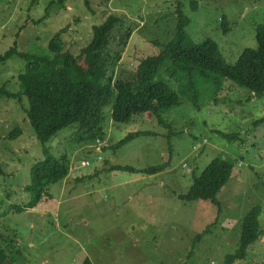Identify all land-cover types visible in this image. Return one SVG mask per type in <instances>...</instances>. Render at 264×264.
<instances>
[{
    "label": "rangeland",
    "instance_id": "rangeland-1",
    "mask_svg": "<svg viewBox=\"0 0 264 264\" xmlns=\"http://www.w3.org/2000/svg\"><path fill=\"white\" fill-rule=\"evenodd\" d=\"M53 1L0 0V55L16 46L31 55L52 56L49 42L65 27L64 48L78 55L91 41L93 26L117 14L122 28L132 31L116 69L117 76H128L142 58L177 38L179 8L189 20L183 44L210 38L219 44L223 60L234 64L246 48L258 47L256 29L264 25V0H89V6L85 0ZM222 19L229 30H223ZM26 65L17 55L0 61V87L21 91L18 75ZM177 78L171 80L166 67L153 78L168 82L181 98L180 105L163 112L165 125L150 113L114 122L113 101L106 105L101 146L78 141L77 124L41 144L26 115L28 98L0 97L4 264H82L86 258L92 264H227L226 257L238 248L243 218L254 207L260 210L263 234L243 260L232 264H264V95L198 73ZM15 128L23 134L8 138ZM135 132L154 135L116 148ZM61 155L67 156L70 172L47 188L50 198L44 195L33 208L14 211L36 195L25 189L34 164ZM217 157L236 161L217 195L220 208L210 201L181 200L179 195ZM166 162L168 168L154 175L112 169Z\"/></svg>",
    "mask_w": 264,
    "mask_h": 264
},
{
    "label": "trees",
    "instance_id": "trees-1",
    "mask_svg": "<svg viewBox=\"0 0 264 264\" xmlns=\"http://www.w3.org/2000/svg\"><path fill=\"white\" fill-rule=\"evenodd\" d=\"M62 1L64 0H60ZM85 4L89 6V0H85ZM176 13L177 38L164 45L158 54L142 58L128 76H117L116 69L132 31L122 28L117 14H110L103 23L93 26L91 41L78 55L64 48L63 33L68 27L61 29L50 40L49 50L52 56L31 55L13 46L0 55V61L14 55L26 60V69L18 75L22 90L11 92L3 85L0 87V97L18 102H21L22 96L28 98L26 115L39 142L46 144L58 132L74 124L78 126V141L90 140L97 143L98 140H105L102 126L104 107L111 101L114 122L126 123L136 114L150 113L160 124L165 125L163 112L180 105L181 98L168 82L153 80L164 67L171 80L175 77L179 81L177 76L181 74L185 78L186 75L198 73L202 78L215 80L219 84L222 80H230L249 90L253 96L264 95V25L256 29L258 47L246 48L234 64H228L223 60L219 44L210 38L200 44H183L189 20L179 8ZM222 22L223 30H229L228 22L225 19ZM22 134L21 128H15L8 138H17ZM149 135L154 133H131L115 146L119 148L134 138ZM223 135L231 138L230 135ZM236 136L238 135L233 136L234 139ZM169 163L145 169L131 166H115L112 169L154 175L166 170ZM235 164L234 158L213 159L200 176L194 178L188 192L179 195V198L185 202L210 201L220 208L217 195L228 182ZM69 172L70 162L66 155L48 156L34 164L31 183L25 189L36 191V195L30 203L17 205L13 210L21 212L33 208L44 195L50 198L47 188L64 180ZM4 173L0 164V175ZM259 215V208L254 207L243 218L238 248L234 254L226 257L227 264L243 260L248 248L263 234L258 221ZM208 231L209 227L203 234ZM202 236L200 234L197 239ZM5 260L4 250L0 249V264H4ZM82 264L92 262L86 258Z\"/></svg>",
    "mask_w": 264,
    "mask_h": 264
},
{
    "label": "built area",
    "instance_id": "built-area-1",
    "mask_svg": "<svg viewBox=\"0 0 264 264\" xmlns=\"http://www.w3.org/2000/svg\"><path fill=\"white\" fill-rule=\"evenodd\" d=\"M104 140H102V141H97V145L98 146H101L102 145V143L104 144V142H103ZM83 164H85V165H88V164H90L88 161H85V162H83Z\"/></svg>",
    "mask_w": 264,
    "mask_h": 264
}]
</instances>
